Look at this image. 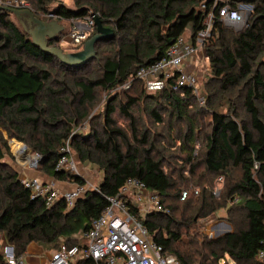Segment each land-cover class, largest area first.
<instances>
[{
	"label": "trees",
	"instance_id": "16d2710c",
	"mask_svg": "<svg viewBox=\"0 0 264 264\" xmlns=\"http://www.w3.org/2000/svg\"><path fill=\"white\" fill-rule=\"evenodd\" d=\"M27 1L40 19L47 10L63 20L92 10L114 36L96 45L92 61L68 66L34 44L13 7L0 5V236L16 255H24L31 243L53 250L62 243L85 246L84 234L108 205V197L134 177L159 193L168 210L148 212L143 222L180 264H220L227 257L235 264H264L258 257L264 247V0L219 2L238 7L243 1L252 4L253 11L240 30L214 20L205 46L212 70L206 108L190 89L173 90V77L165 89L148 92L136 73L163 57L187 28L195 38L213 0H74L73 8L62 2L54 5V0ZM65 30L58 39H48V46L62 49ZM92 63L96 67L91 69ZM130 83H140L142 89L136 94L123 91L121 98L115 91ZM98 89L107 95L102 121L87 133H72V126L88 118ZM140 102L153 123L161 125L157 130L142 126ZM117 111L128 121L127 128L117 122ZM5 132L32 145L40 155L38 171L47 177L86 185L79 174L56 166L67 141L78 159L97 164L103 177L73 206L60 200L48 207L31 198L23 185L20 171L10 162ZM173 153L185 155L187 170L200 188L189 187L188 176L166 171ZM202 167L225 177L221 196L198 173ZM234 169L240 172L238 178L232 176ZM184 190L188 196L182 200ZM219 209H226L233 230L212 238L197 225ZM219 227L211 228L212 233L227 226ZM92 263L91 258L74 260Z\"/></svg>",
	"mask_w": 264,
	"mask_h": 264
},
{
	"label": "built area",
	"instance_id": "2783aa9c",
	"mask_svg": "<svg viewBox=\"0 0 264 264\" xmlns=\"http://www.w3.org/2000/svg\"><path fill=\"white\" fill-rule=\"evenodd\" d=\"M221 0H213V6L203 20V27L195 38L184 34L169 46L165 55L147 67L138 69L136 77L144 82L148 92L165 89L169 78L173 77L171 88L175 91L190 89L200 106L206 105V97L200 92L196 71L186 68L188 60L195 58L199 50L205 51L210 37L214 20L219 18L225 24H237L242 21L239 7L229 3L219 5ZM0 5L13 8H30L27 0H0ZM204 6V5H203ZM218 7V8H217ZM218 9V10H216ZM50 18L67 22L65 40L77 50L84 47L85 42L97 31L96 19L98 14L89 10L83 17H73L63 20L59 15L49 13ZM61 45V43H60ZM62 46V45H61ZM22 157V156H21ZM28 159V158H27ZM30 167L37 168L40 155L32 156ZM58 169L72 171L76 163L72 157V148L67 143L61 148V155L56 164ZM23 185L30 190L31 198L41 199L50 207L57 201L65 200L69 207L86 191V185L77 184L68 190L59 189L52 181L42 180L38 176L21 175ZM219 177V180H222ZM199 195V189H194ZM218 195L219 192H216ZM188 196L184 190L181 199ZM108 205L100 216L95 219L84 236L87 244L67 246L62 243L58 249L52 250L49 264H74L75 259L93 260L92 264H180L178 256L166 250L155 241L144 224V219L151 211H168L163 209L159 193L150 190L138 178L130 177L115 196L108 197ZM145 212V214H142ZM0 253L4 258L3 264H26L23 255L17 256L13 246L4 239L0 241ZM259 259L264 263V247L258 252Z\"/></svg>",
	"mask_w": 264,
	"mask_h": 264
},
{
	"label": "rangeland",
	"instance_id": "374dc122",
	"mask_svg": "<svg viewBox=\"0 0 264 264\" xmlns=\"http://www.w3.org/2000/svg\"><path fill=\"white\" fill-rule=\"evenodd\" d=\"M221 1L225 2L228 0H221ZM58 2H62L63 4L68 6L69 8L74 7V0H54L53 4L55 5ZM237 3H238L237 6L240 8V10L242 12V21L240 23H237V24H232V25L228 24V25L233 26L237 30H240V29L244 28L245 25L247 24V22L249 21V19L251 17V13L253 11V7L252 6H244L243 4L249 5V3H246L243 1L237 2ZM31 7H32V5H31ZM52 8H53L52 6H48L47 9H52ZM49 13H51V12H48V10H47L45 12H41L40 15L45 17L44 20H47L50 18L48 16ZM53 19H56V18H53ZM60 23L66 29L68 28L67 22H60ZM65 38L66 37L63 36L61 41H60V43L62 45V49L65 52L77 51V48L73 47L71 45V43H67V40H65ZM79 50H81V49H79ZM199 51H200V55H201V56L199 55L200 60H198V62H196V64H195L196 68H193V70L195 69L194 71H196V74L198 76L199 85L201 88L200 92L205 94V92L207 90L206 82L209 80V77L212 75V70L210 68V62H209L208 58H205V56H206L205 51H203V50H199ZM192 61H194V60L192 59ZM95 67H96V64L92 63L89 68L92 69ZM132 85H133V87H132ZM141 86L142 85L140 83L125 84L123 86L118 87L115 92L120 94L121 98H123L122 97L123 91H129L131 93L136 94L137 92L139 93V90L142 89ZM97 93H98V96H97L98 100L96 101L95 106L90 109V113H89L88 118L81 121L77 125L72 126L71 127L72 133H77V132L87 133L90 131L92 125L96 124L97 122L99 123L102 121L103 113L105 111V105H106V101H107V95H106L105 91H102L100 89H98ZM139 104H140L139 115H141L143 117L142 126L145 125L147 127L154 128V130H157L158 129L157 127H159L161 125L158 126V125H155L153 123L152 119L147 115L146 111L143 110V108L145 106L144 103L140 102ZM205 106H203V107H205ZM136 109H137V107H136ZM136 109H135V111H136ZM219 110L225 111V109H223V108H220ZM114 116L120 125H122L123 127H126V128L128 127V121L126 120V118L124 116H122L120 114L119 111H117L114 114ZM209 118H210V116L207 115L206 119L208 120ZM5 137L8 138V135L6 132H5ZM163 141L165 142V140H163ZM13 142H19L24 146L26 145L29 148V151H27L26 153L20 154L19 151L14 146ZM204 142H205L204 138H202L198 143V148H199V150L201 149V151L204 149V145H205ZM8 145L10 147V152L12 154L11 158H9L10 162L14 165V167L16 169H18L20 171L21 175L38 176L42 180H46L48 178L45 174L38 171L39 165L37 168L30 167L29 160L27 159V157L31 156V158H32V156H37V154H38L37 151L32 147V145H30V143H27L25 141H20L17 138H8ZM175 148H176V146L173 147V149H175ZM72 157L76 163V168L74 170H72L71 172H73L75 174H79L81 177H83L85 179L86 188H91V189L95 188L99 184V182L101 181V179L103 177V172L100 169V167L95 163L81 162L78 159V155L76 154V152L74 150H72ZM183 158H185V155H182L179 153H173L168 158V160L166 161L165 169L168 172H171V170H175L176 171L175 175L176 174H184L185 176H188L190 178V183L188 186L189 187H195V186H197L196 185L197 184L196 177L192 176L189 173V171L187 170V167H186L185 160H183ZM198 173L200 175H203L202 178L204 179V181H207L208 183H210V185L213 188V190L215 191V193L219 192L218 196L222 195V192L225 188V181H226L225 177L222 180H219V177H217L216 175L208 173L205 170V168H203V167L199 169ZM232 174H233L232 176L238 178L240 175V172H239V170L234 169L232 171ZM192 178H193V180H192ZM62 185H63L62 187H58L61 190H68L72 187H76V185L70 186L68 183H64ZM197 187H199V186H197ZM190 190H192V189H190ZM142 214H145V212H142ZM222 224H226V226H227L225 231H227L229 229H231V231L233 230L231 223L226 218V209H219L216 212V214H213V215L209 216L208 218L200 219L198 221L197 227L199 228L200 231L204 232L209 237L216 238V233H212L211 228L221 226ZM218 228H220V227H218ZM218 232H221V231H218ZM2 239H4V238L1 235L0 241ZM44 247H46V246H44ZM46 248H48L51 251L53 250V248H49V247H46ZM226 263L235 264L234 261L229 257H227L226 260L221 261L220 264H226Z\"/></svg>",
	"mask_w": 264,
	"mask_h": 264
},
{
	"label": "water",
	"instance_id": "95a60500",
	"mask_svg": "<svg viewBox=\"0 0 264 264\" xmlns=\"http://www.w3.org/2000/svg\"><path fill=\"white\" fill-rule=\"evenodd\" d=\"M243 5L252 6L251 4ZM13 13L28 31L34 44L46 53L58 58L63 64L72 67H78L92 61L97 55L96 45L114 36V30L105 26L102 20L97 17V31L85 42L84 47L81 50L65 52L60 47L48 46V39H58L60 33L65 29L58 19H40L28 8H13ZM230 232H232L230 229L221 233L217 232L216 237Z\"/></svg>",
	"mask_w": 264,
	"mask_h": 264
},
{
	"label": "crops",
	"instance_id": "0c3cea01",
	"mask_svg": "<svg viewBox=\"0 0 264 264\" xmlns=\"http://www.w3.org/2000/svg\"><path fill=\"white\" fill-rule=\"evenodd\" d=\"M184 35L186 37L191 36V30L190 28H187L186 31L184 32ZM200 55V51L198 52L197 56L195 58H191L188 60V63L186 64V68L193 70V68H196V62H198ZM201 56V55H200ZM205 58H207L205 56ZM192 59L194 61H192ZM195 70V69H194ZM47 181H52L56 184L57 187H62L64 183H68L70 186L72 185H77V183L73 182H66V181H58L54 178L48 177L46 179ZM219 227V226H218ZM230 227V226H229ZM231 230V229H230ZM51 250L48 248L37 244V243H31L28 248L26 253L23 255L24 257V262L27 264H49V257L51 255Z\"/></svg>",
	"mask_w": 264,
	"mask_h": 264
},
{
	"label": "bare ground",
	"instance_id": "6f19581e",
	"mask_svg": "<svg viewBox=\"0 0 264 264\" xmlns=\"http://www.w3.org/2000/svg\"><path fill=\"white\" fill-rule=\"evenodd\" d=\"M14 146L16 147V149L19 151L20 154H23V153H26L27 151H29V148L22 145L21 143L19 142H13ZM28 159H31V156L30 157H27Z\"/></svg>",
	"mask_w": 264,
	"mask_h": 264
}]
</instances>
